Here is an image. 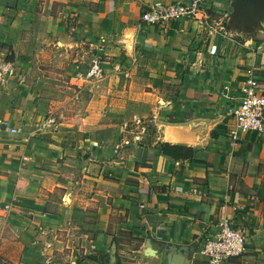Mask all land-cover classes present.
Segmentation results:
<instances>
[{
	"label": "crops",
	"instance_id": "0c3cea01",
	"mask_svg": "<svg viewBox=\"0 0 264 264\" xmlns=\"http://www.w3.org/2000/svg\"><path fill=\"white\" fill-rule=\"evenodd\" d=\"M175 1L66 0L51 14L56 0H0V66L16 73L0 79V264H205L198 243L224 221L245 238L227 264H264V135L227 134L246 80L264 83V0H214L202 27L141 20ZM76 48L78 88L91 57L104 73L151 57L150 113L122 119L98 92L80 121L55 120L43 53Z\"/></svg>",
	"mask_w": 264,
	"mask_h": 264
},
{
	"label": "rangeland",
	"instance_id": "374dc122",
	"mask_svg": "<svg viewBox=\"0 0 264 264\" xmlns=\"http://www.w3.org/2000/svg\"><path fill=\"white\" fill-rule=\"evenodd\" d=\"M65 3L66 0H56L51 8L44 10L54 14L60 11ZM39 10L43 11L42 8ZM259 10L261 15H264V7ZM42 47H46L45 41H43ZM51 48L52 45L49 46V49ZM76 50L79 48H76L70 55L52 54L49 52L50 50L43 53L46 71L44 74L45 84L41 94L48 112L55 120L61 122L80 121V118L88 110V101L98 92L108 95V102L110 101L112 108L121 115L122 119L131 120L134 115L146 117L150 113V103L156 95H159V91H153L151 87L152 80L156 78L154 76L156 67H154L151 57H144L142 63L140 61L127 62L116 71L108 70L106 73L101 72L98 76L88 77L89 79L84 80L85 86L78 88L70 82V72L67 67L68 63L79 64L81 61L77 59ZM92 58L88 59L86 66L92 65ZM14 74H16L15 71ZM148 92L152 93L147 94ZM131 124L128 123V127Z\"/></svg>",
	"mask_w": 264,
	"mask_h": 264
},
{
	"label": "built area",
	"instance_id": "2783aa9c",
	"mask_svg": "<svg viewBox=\"0 0 264 264\" xmlns=\"http://www.w3.org/2000/svg\"><path fill=\"white\" fill-rule=\"evenodd\" d=\"M214 5V0L158 2L144 9L140 17L144 23L150 25H164L179 19H188L202 27ZM101 72L99 62L94 60L86 71V77H95ZM13 75L14 69L7 63L0 66V79ZM240 90L241 98L238 106L228 112L233 124L228 128L227 134L234 142L240 135L248 132L264 135V83L252 76L246 80ZM6 130H8L7 126L0 123V134ZM10 131L15 132V130ZM4 208L10 209L9 206ZM198 247L205 264H227L244 252L245 238L241 229L224 221L215 226V231L207 233L198 243Z\"/></svg>",
	"mask_w": 264,
	"mask_h": 264
},
{
	"label": "trees",
	"instance_id": "16d2710c",
	"mask_svg": "<svg viewBox=\"0 0 264 264\" xmlns=\"http://www.w3.org/2000/svg\"><path fill=\"white\" fill-rule=\"evenodd\" d=\"M180 151L182 150L179 147L170 146L168 144L162 145V152L173 158H177Z\"/></svg>",
	"mask_w": 264,
	"mask_h": 264
}]
</instances>
